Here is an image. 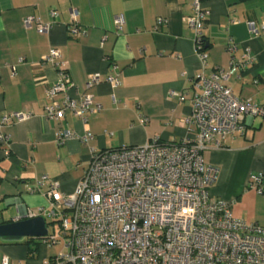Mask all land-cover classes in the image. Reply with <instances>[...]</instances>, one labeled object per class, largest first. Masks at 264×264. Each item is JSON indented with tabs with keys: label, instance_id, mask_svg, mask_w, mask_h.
<instances>
[{
	"label": "crops",
	"instance_id": "obj_1",
	"mask_svg": "<svg viewBox=\"0 0 264 264\" xmlns=\"http://www.w3.org/2000/svg\"><path fill=\"white\" fill-rule=\"evenodd\" d=\"M193 1L0 0V118L31 114L4 128L11 141L6 148L0 144V225L27 219L29 211L48 205L47 183L38 193L29 191L46 177L59 181L65 194H74L95 153L189 136L184 120L192 111L193 79L203 71L194 32L185 22L193 14ZM202 6L211 11L204 30L205 73L229 70L230 42L237 45V62L249 49L254 63L231 76L229 85L238 98L264 106V31L255 36L248 28V22L264 26V0H202ZM72 14L85 35H70ZM119 16L122 31L115 25ZM26 18L55 24L40 34L36 23L26 28ZM158 20L163 22L158 25ZM51 49L61 52L77 92L102 107L98 114L86 121L74 115L46 117L47 90L58 77L57 69L43 62ZM94 74L100 75V83L87 88ZM116 74L121 85L113 88L107 78ZM245 125L243 134L222 148H209L203 158L219 170L211 197L228 203L235 218L264 227V192L249 185L252 175L262 174L264 191V118H248ZM63 130L76 137L58 143ZM88 132L93 139L82 143L79 138ZM64 252L61 245L35 238L0 240V264L5 258L9 264H47Z\"/></svg>",
	"mask_w": 264,
	"mask_h": 264
},
{
	"label": "built area",
	"instance_id": "obj_2",
	"mask_svg": "<svg viewBox=\"0 0 264 264\" xmlns=\"http://www.w3.org/2000/svg\"><path fill=\"white\" fill-rule=\"evenodd\" d=\"M51 16L55 19L58 13L53 11ZM210 16L202 0H194L193 14L185 19L194 32L196 53L203 65V71L193 79L192 111L184 120L187 138L171 143L156 139L142 146L95 153L71 195L62 192L59 181L47 177L29 188L35 194L43 183L49 185L48 205L29 211L27 218L42 216L47 223H57L58 234L49 231L43 242L63 244L66 250L47 264H264V227L235 218L228 203L210 195L219 170L205 163L204 152L222 148L228 139L243 134L246 119L264 118V106L238 98L229 85L231 76L254 63L249 49L237 62L233 58L237 45L230 42L229 70L205 73L204 30ZM162 22L158 20V25ZM33 23L40 34L50 32L55 24L24 20L26 28ZM115 25L122 31L123 17H117ZM248 28L255 36L264 31V26L258 28L254 22H248ZM69 33L73 37L86 33L76 14H72ZM43 62L58 71L57 80L47 90L45 114L49 120L74 115L86 121L102 110L92 96L77 92L59 50L51 49ZM100 79L99 74L90 76L87 88L99 84ZM107 82L116 88L121 78L110 75ZM72 91L77 92L76 97ZM30 116L15 112L0 118L3 147H9L11 141L4 128ZM75 137L74 132L63 130L57 141L63 144ZM92 139L89 132L79 138L82 143ZM249 185L263 193V175H252ZM3 264H9L7 258Z\"/></svg>",
	"mask_w": 264,
	"mask_h": 264
},
{
	"label": "water",
	"instance_id": "obj_3",
	"mask_svg": "<svg viewBox=\"0 0 264 264\" xmlns=\"http://www.w3.org/2000/svg\"><path fill=\"white\" fill-rule=\"evenodd\" d=\"M48 233V224L42 216L0 225V240L7 243H21L29 238H45Z\"/></svg>",
	"mask_w": 264,
	"mask_h": 264
},
{
	"label": "rangeland",
	"instance_id": "obj_4",
	"mask_svg": "<svg viewBox=\"0 0 264 264\" xmlns=\"http://www.w3.org/2000/svg\"><path fill=\"white\" fill-rule=\"evenodd\" d=\"M48 223H49V231H50V233H54L55 235H57L58 234V231H59V225L57 223H53L50 220H49ZM59 245H61L62 247H64L63 244H59ZM65 252H66V250H65Z\"/></svg>",
	"mask_w": 264,
	"mask_h": 264
},
{
	"label": "trees",
	"instance_id": "obj_5",
	"mask_svg": "<svg viewBox=\"0 0 264 264\" xmlns=\"http://www.w3.org/2000/svg\"><path fill=\"white\" fill-rule=\"evenodd\" d=\"M204 45H205L206 48H208V45H207V41H206V39H205V43H204ZM47 224L49 225V223H47ZM31 239H34V238H29L28 240H25V241H29V240H31ZM40 240L43 241L44 238H40Z\"/></svg>",
	"mask_w": 264,
	"mask_h": 264
}]
</instances>
